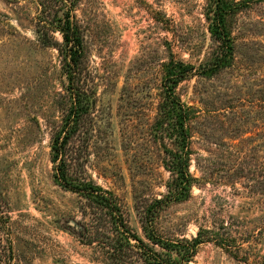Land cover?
Listing matches in <instances>:
<instances>
[{
    "label": "rangeland",
    "instance_id": "374dc122",
    "mask_svg": "<svg viewBox=\"0 0 264 264\" xmlns=\"http://www.w3.org/2000/svg\"><path fill=\"white\" fill-rule=\"evenodd\" d=\"M218 6L228 46L211 31ZM66 14L91 101L70 140L73 176L111 191L149 242L143 217L175 193L166 164L177 147L158 128L163 81L186 68L175 93L188 109L192 184L159 208L156 229L202 235L187 264H264V0H0V264H143L117 255L105 213L55 178L53 139L73 103Z\"/></svg>",
    "mask_w": 264,
    "mask_h": 264
},
{
    "label": "trees",
    "instance_id": "16d2710c",
    "mask_svg": "<svg viewBox=\"0 0 264 264\" xmlns=\"http://www.w3.org/2000/svg\"><path fill=\"white\" fill-rule=\"evenodd\" d=\"M211 31L213 36L225 46L230 45L229 34L225 25L224 11L219 6L214 9ZM59 30L63 36L65 72L69 81L68 91L73 95V103L68 117H66L61 131L54 137L52 144V161L55 164V178L64 188L72 190L84 196L89 204L97 210H102L108 217L110 231L114 234L111 247L117 255L124 257L133 253L140 256L143 264H187L196 253L197 246L201 243L202 235L193 240L174 241L162 237L154 222L159 208L171 199H179L188 194L192 184L189 173L190 153L188 149L189 131L187 128L188 109L175 93L177 85L186 77V68L173 67L166 74L163 85L166 93L163 104L159 127L169 131V140L177 149L168 148L169 160L167 166L175 174V190L170 197L158 199L149 208L143 217L142 224L145 236L149 242H145L130 228L124 211L115 195L103 189L91 181L79 180L74 177V171L69 168L68 159L76 154L77 149L70 146V140L76 134L80 121L83 120L91 105L90 96L80 85V75L83 72L82 62L85 58V47L78 25L68 14L60 19ZM224 46V47H225ZM63 52V51H62ZM134 241V242H133ZM157 248V249H156ZM135 251V252H134ZM0 254H4L2 251ZM2 257V256H1Z\"/></svg>",
    "mask_w": 264,
    "mask_h": 264
}]
</instances>
